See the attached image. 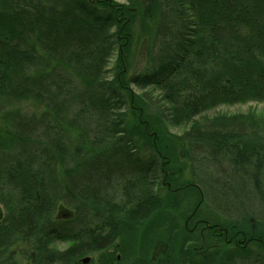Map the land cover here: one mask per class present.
<instances>
[{
  "label": "trees",
  "instance_id": "obj_1",
  "mask_svg": "<svg viewBox=\"0 0 264 264\" xmlns=\"http://www.w3.org/2000/svg\"><path fill=\"white\" fill-rule=\"evenodd\" d=\"M249 102L264 0H0V264H264Z\"/></svg>",
  "mask_w": 264,
  "mask_h": 264
},
{
  "label": "rangeland",
  "instance_id": "obj_2",
  "mask_svg": "<svg viewBox=\"0 0 264 264\" xmlns=\"http://www.w3.org/2000/svg\"><path fill=\"white\" fill-rule=\"evenodd\" d=\"M114 1L117 3H120V4L124 3V0H114ZM158 94H159V92H153L152 93L153 96H157ZM250 111H256L259 113H264V103L249 102L247 104H241V105L237 104V105H229V106L228 105L218 106L217 108H215L209 112H206V113H203V114H200V115L194 117L192 119V122L193 121H195V122L203 121L204 119L209 118V117H213V116L217 115L218 113H226V114H243L244 113L245 114V113H248ZM172 131L173 132H180V129H177L176 127H174V128H172ZM63 214H64V216L70 215L69 212H64ZM56 248L59 251L63 252L65 250H67L69 247L65 243L60 242V243L56 244Z\"/></svg>",
  "mask_w": 264,
  "mask_h": 264
},
{
  "label": "water",
  "instance_id": "obj_3",
  "mask_svg": "<svg viewBox=\"0 0 264 264\" xmlns=\"http://www.w3.org/2000/svg\"><path fill=\"white\" fill-rule=\"evenodd\" d=\"M89 262H90V258H85L82 261L83 264H88Z\"/></svg>",
  "mask_w": 264,
  "mask_h": 264
}]
</instances>
